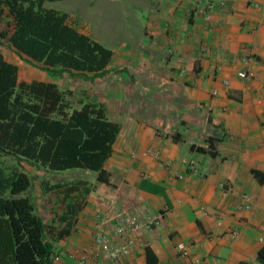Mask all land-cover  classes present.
Instances as JSON below:
<instances>
[{"label":"crops","instance_id":"crops-1","mask_svg":"<svg viewBox=\"0 0 264 264\" xmlns=\"http://www.w3.org/2000/svg\"><path fill=\"white\" fill-rule=\"evenodd\" d=\"M97 1L65 12L112 52L104 75L33 68L20 76L53 82L77 101L84 95L120 126L104 164L108 184L91 171L32 181L42 222L69 228L53 239V264H76L93 243L96 216L122 211L142 222L126 264H264V0H218L214 27L199 11L210 0H134L133 21L126 0H108L112 9L96 20L88 9Z\"/></svg>","mask_w":264,"mask_h":264},{"label":"trees","instance_id":"trees-1","mask_svg":"<svg viewBox=\"0 0 264 264\" xmlns=\"http://www.w3.org/2000/svg\"><path fill=\"white\" fill-rule=\"evenodd\" d=\"M53 1L61 0H0V38L50 76L104 75L112 52L75 29L68 13L45 7ZM20 76L0 51V156L55 172H95L97 181L108 184L104 164L120 126L107 119L103 105L84 95L74 103L72 93L57 84ZM32 181L24 171H0V264H53L54 240L69 235V228L47 227L35 212Z\"/></svg>","mask_w":264,"mask_h":264},{"label":"built area","instance_id":"built-area-1","mask_svg":"<svg viewBox=\"0 0 264 264\" xmlns=\"http://www.w3.org/2000/svg\"><path fill=\"white\" fill-rule=\"evenodd\" d=\"M221 2L218 0H210L204 6L199 8L204 21L209 26H217L218 22L213 19V13ZM205 49H203L204 51ZM215 70H220V64ZM238 78L244 80L248 78L246 71L241 72ZM215 94V93H214ZM159 158V154L155 153ZM166 170H171V164L165 165ZM192 173L198 175V170L194 167L190 168ZM176 174V173H175ZM178 177V176H177ZM242 201L246 203V207H250V200L247 196H242ZM162 215H160L159 220ZM142 227L141 219L138 215L131 212L108 213L104 216H96L95 228L93 235V243L91 247L83 249L76 259V264H126V258L136 250L139 246V230ZM106 228V230H105ZM233 239L238 236V231L230 233ZM114 238L117 242L114 241ZM55 260V259H54Z\"/></svg>","mask_w":264,"mask_h":264},{"label":"rangeland","instance_id":"rangeland-1","mask_svg":"<svg viewBox=\"0 0 264 264\" xmlns=\"http://www.w3.org/2000/svg\"><path fill=\"white\" fill-rule=\"evenodd\" d=\"M76 1L77 0H61V1L46 2L45 7L59 10V11H64V12L74 11L76 9L73 8V5H75ZM134 2H135L134 0L122 1V4L125 6V9L128 10L129 12L128 15H129L130 21L134 20V12H135ZM94 5H98V7L96 6L90 7L88 10L91 12V17L95 19L97 18L96 20L104 19V16H102V12L109 11L112 9L111 6L109 5L108 0H98L97 3L94 2ZM87 11L81 14H85L87 13ZM91 23L93 24V26L95 25L93 21ZM0 51L7 57V59H10L18 64L21 76H24V74H26L27 72L26 70L33 71V68L28 63L24 62L23 59L19 56V54L16 53L13 49H11L9 45H7L6 40L1 39V38H0ZM76 99L77 98L72 97V100L74 103L77 102ZM12 170L24 171L27 175L29 174L30 178L32 180H35V182H38L40 178L38 175L40 174L42 176H44V174L46 176H49L51 181H53L52 179L68 180L71 177H79L80 179L88 178L84 173L86 172V170L72 169V170H66L62 172H55V171H50L43 167L36 168V167L30 166L29 164H27V162L18 164L11 157L0 156V171L2 172L4 171V174L6 176L10 174ZM32 184L34 185V182H32ZM35 212L37 213L36 209H35Z\"/></svg>","mask_w":264,"mask_h":264}]
</instances>
